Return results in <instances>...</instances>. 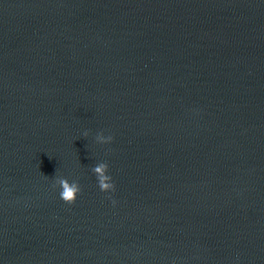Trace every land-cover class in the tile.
I'll return each instance as SVG.
<instances>
[{
  "label": "clouds",
  "instance_id": "1",
  "mask_svg": "<svg viewBox=\"0 0 264 264\" xmlns=\"http://www.w3.org/2000/svg\"><path fill=\"white\" fill-rule=\"evenodd\" d=\"M88 132L84 133L87 136ZM97 139L103 143H109L112 141V136L98 135ZM92 171L96 174L98 180V187L103 192H108L110 190H115L114 183L111 182V176L107 175L108 164L101 163L94 166ZM58 184L62 191L60 192V198L67 204H73L76 201L78 193H80L81 188L77 181H73L71 184L68 182L67 178H61L58 180ZM115 203V202H114Z\"/></svg>",
  "mask_w": 264,
  "mask_h": 264
}]
</instances>
